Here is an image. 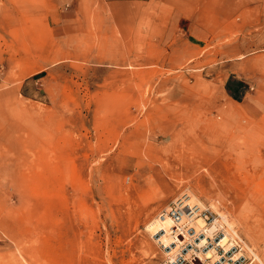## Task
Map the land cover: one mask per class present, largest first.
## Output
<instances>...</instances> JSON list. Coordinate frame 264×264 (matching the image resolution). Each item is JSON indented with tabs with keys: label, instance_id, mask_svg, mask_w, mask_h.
<instances>
[{
	"label": "rangeland",
	"instance_id": "1",
	"mask_svg": "<svg viewBox=\"0 0 264 264\" xmlns=\"http://www.w3.org/2000/svg\"><path fill=\"white\" fill-rule=\"evenodd\" d=\"M5 66L0 264H169L186 194L264 262V0H0Z\"/></svg>",
	"mask_w": 264,
	"mask_h": 264
},
{
	"label": "built area",
	"instance_id": "2",
	"mask_svg": "<svg viewBox=\"0 0 264 264\" xmlns=\"http://www.w3.org/2000/svg\"><path fill=\"white\" fill-rule=\"evenodd\" d=\"M188 200L189 197L186 198V195L176 198L159 215V219L168 218L173 222L175 227L172 229L175 230L173 232L175 236L183 237L180 242L184 244L179 252L170 258L169 264H253L254 253L248 251L242 239L236 233L228 232L227 228H217L209 235L206 232L197 234L191 224L193 221L191 218L201 216L206 220V223L212 224L214 221L211 219L216 220L220 215H216L209 208L198 213L197 206L189 204ZM159 233L155 235H159ZM225 238L226 241L222 242ZM208 252L213 256L208 257Z\"/></svg>",
	"mask_w": 264,
	"mask_h": 264
},
{
	"label": "bare ground",
	"instance_id": "3",
	"mask_svg": "<svg viewBox=\"0 0 264 264\" xmlns=\"http://www.w3.org/2000/svg\"><path fill=\"white\" fill-rule=\"evenodd\" d=\"M188 197H190V195L186 194V198H188ZM188 203L191 204V205L193 204L194 206H197V208L199 209L198 213H201L203 211V209H204L203 208L204 207L203 204H200L199 202H196V201L192 200L191 198H189ZM220 216H222V215H220ZM222 217H224L223 221H225V223L229 227H232L231 223H229L227 221L226 216L223 215ZM191 220H193V221H191V224L196 229L197 234L199 232H201L202 234H205V232H206L207 235H209V234H212L217 229V224H213V225H211V227L208 226L209 228H206L207 227V223H206L205 219L200 217V216L196 217V218L195 217L191 218ZM172 227H175V226L173 225V222L170 219H168V218L167 219H163V220L157 218L156 220L152 221L148 225V228L151 229L152 231H154L155 234L159 233V232L164 233L163 236H162V241L167 247H170L171 244H173L172 238L170 237V233L174 232L175 230H173ZM200 238L202 239L203 237H200ZM226 238L222 242H225ZM207 256L210 257V256H213V255H211V253L208 252ZM261 264H264V262L261 261Z\"/></svg>",
	"mask_w": 264,
	"mask_h": 264
},
{
	"label": "crops",
	"instance_id": "4",
	"mask_svg": "<svg viewBox=\"0 0 264 264\" xmlns=\"http://www.w3.org/2000/svg\"><path fill=\"white\" fill-rule=\"evenodd\" d=\"M105 1L115 2V3L116 2L132 3V2L141 1V0H105ZM7 67L2 69V70L0 69V82L4 79L3 73L5 72ZM245 87L246 86L242 80L233 76L226 81L224 89H225V92L227 93V95L230 96V98H240V97H242L243 93L245 92Z\"/></svg>",
	"mask_w": 264,
	"mask_h": 264
}]
</instances>
